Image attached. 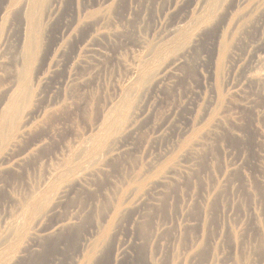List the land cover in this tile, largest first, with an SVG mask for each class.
I'll use <instances>...</instances> for the list:
<instances>
[{"label":"rangeland","instance_id":"rangeland-1","mask_svg":"<svg viewBox=\"0 0 264 264\" xmlns=\"http://www.w3.org/2000/svg\"><path fill=\"white\" fill-rule=\"evenodd\" d=\"M238 263L264 264V0H0V264Z\"/></svg>","mask_w":264,"mask_h":264},{"label":"bare ground","instance_id":"bare-ground-1","mask_svg":"<svg viewBox=\"0 0 264 264\" xmlns=\"http://www.w3.org/2000/svg\"><path fill=\"white\" fill-rule=\"evenodd\" d=\"M28 6V5H27ZM39 29V28H38ZM35 41V40H34ZM22 45V44H21ZM19 53V52H18ZM21 56V55H20ZM16 60V59H15ZM18 60V59H17ZM135 70V69H134ZM153 79V78H152ZM136 80H137V78H136ZM17 81V80H16ZM142 82V81H141ZM16 83V82H15ZM18 83V82H17ZM22 92V91H21ZM28 93H29V91H28ZM27 94V93H26ZM30 94V93H29ZM28 96V95H27ZM13 99V98H12ZM24 99V98H23ZM20 103V102H19ZM18 103V104H19ZM23 104V103H22ZM20 105V104H19ZM14 106V105H13ZM12 106V107H13ZM18 107V105H15V107ZM15 107H13V108H15ZM10 109H12L11 108V106H10V108H9V110ZM16 109V111H17V108H15ZM6 110H7V108H6ZM11 112V111H10ZM14 112V114H16V112L15 111H13ZM7 113V112H6ZM5 113V114H6ZM9 113V112H8ZM12 113V112H11ZM10 113V114H11ZM9 115V114H8ZM12 115V114H11ZM17 115V114H16ZM13 116V115H12ZM7 117V116H6ZM9 117H11V116H9ZM7 119V118H6ZM15 119V118H14ZM8 120V122H9V119H7ZM11 121V120H10ZM12 121L14 122V120L12 119ZM11 121V122H12ZM5 122H7V121H5ZM4 124V123H3ZM10 125V124H9ZM8 125V126H9ZM10 127V129H12L13 128V126H9ZM12 127V128H11ZM4 128V127H3ZM6 128H8V127H6ZM6 128H4V129H6ZM9 129V128H8ZM14 130H15V128H14ZM21 130V129H20ZM13 131V130H12ZM8 132V131H7ZM6 135V134H5ZM8 137V136H7ZM8 140V139H7ZM75 147V146H74ZM73 148V147H72ZM89 147L88 146H84L79 152H78V154H77V156H78V158H81V157H84L85 156V154H86V152H88V149ZM69 150V149H68ZM72 150H74V149H72ZM69 152V151H68ZM67 158V157H66ZM57 162V161H56ZM88 163H90V162H88ZM52 164V163H51ZM71 164H72V162H71ZM92 164H94V163H92ZM66 166V165H65ZM54 168V167H53ZM88 168V167H87ZM58 169V168H57ZM71 169V168H70ZM86 171H87V169H85ZM67 171V170H66ZM69 172V171H68ZM83 172V171H82ZM81 172V173H82ZM51 173V172H50ZM72 173V172H71ZM70 175V174H69ZM72 175V174H71ZM79 175V174H78ZM56 177V176H55ZM82 178V177H81ZM47 180V179H46ZM50 180V179H49ZM58 180V179H57ZM84 180V179H83ZM54 182V181H53ZM79 182H80V180H79ZM87 182V181H86ZM45 183H46V181H45ZM82 184V183H81ZM51 188V187H50ZM65 188V187H64ZM37 192V191H36ZM65 193V192H64ZM59 195V194H58ZM34 197V196H33ZM52 198H54V197H52ZM31 199V198H30ZM61 199V198H60ZM60 199H59V201H60ZM28 200V199H27ZM34 200V199H33ZM41 201V200H40ZM38 203V202H37ZM30 205V204H29ZM29 205L27 206V207H29ZM44 206V205H43ZM33 208V207H32ZM27 209V208H26ZM29 209V208H28ZM31 209V208H30ZM40 209V208H39ZM46 209V208H45ZM23 210V209H22ZM32 210H34V208L32 209ZM32 210H30V211H32ZM29 211V212H30ZM36 211V210H35ZM51 211V210H50ZM28 212V213H29ZM33 213H34V211H32ZM46 212V211H45ZM20 213V212H19ZM27 213V212H26ZM24 214H25V212H24ZM31 215V214H30ZM45 215V214H44ZM18 216V215H17ZM29 216V215H28ZM36 217V216H35ZM18 218V217H17ZM10 219H11V217H10ZM29 221V220H28ZM31 221V220H30ZM26 222H27V220H26ZM26 222H25V224H26ZM18 223V222H17ZM10 225V224H9ZM12 225V224H11ZM16 227V226H15ZM22 227V226H21ZM9 228V227H8ZM12 228H14L13 227V225H12ZM11 228V229H12ZM15 230V229H14ZM11 232H12V230H11ZM14 232V231H13ZM20 232V231H19ZM4 235V234H3ZM8 235H11V234H9V232H8ZM5 236V235H4ZM22 236V235H21ZM8 238V237H7ZM7 238L5 237V239L7 240ZM12 238V237H11ZM21 238V237H20ZM9 239H10V237H9ZM5 240V241H6ZM3 241V240H2ZM9 241V240H8ZM6 243H7V241H6ZM11 246V245H10ZM18 247V246H17ZM5 249V248H4ZM13 249V248H12ZM16 250H17V248H16ZM5 253V252H4ZM19 253V252H18ZM9 254V253H8ZM17 255V254H16ZM6 256V255H5ZM2 258H4V257H2ZM16 259V258H15ZM6 262H8V261H6ZM239 264V263H238Z\"/></svg>","mask_w":264,"mask_h":264}]
</instances>
